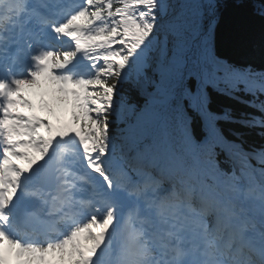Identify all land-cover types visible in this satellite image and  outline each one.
Wrapping results in <instances>:
<instances>
[{
    "label": "snow or ice",
    "instance_id": "snow-or-ice-1",
    "mask_svg": "<svg viewBox=\"0 0 264 264\" xmlns=\"http://www.w3.org/2000/svg\"><path fill=\"white\" fill-rule=\"evenodd\" d=\"M188 8L0 0V264H264V146L247 151L217 123L264 129V68L217 57L212 22L202 33ZM129 80L153 89L139 111ZM208 83L261 115L211 112ZM126 108L118 144L110 124ZM220 151L239 167L221 169Z\"/></svg>",
    "mask_w": 264,
    "mask_h": 264
},
{
    "label": "trees",
    "instance_id": "trees-1",
    "mask_svg": "<svg viewBox=\"0 0 264 264\" xmlns=\"http://www.w3.org/2000/svg\"><path fill=\"white\" fill-rule=\"evenodd\" d=\"M169 2L177 5V10L179 5L188 4L187 14L191 17L193 26H198L202 33L208 30L209 21L212 22L211 39L213 51L217 57L237 66L251 65L256 69L264 68V15H261L264 3L262 0H212L215 5L214 15H209L206 9L195 7L196 4L206 3L207 0H169ZM185 87L190 93H196L201 85L195 77H192L185 82ZM225 87L224 84L203 85V90L208 97V109L211 112L217 114L230 112L237 120L248 119L249 114L261 115L257 109L248 107L243 102L252 99L251 96L244 92L229 94L222 90ZM148 88L152 89L151 86ZM121 92L127 104L135 106L136 111L145 105L147 94L143 93L140 85L134 80L124 82ZM260 100H264V96H260ZM183 103L187 108L189 100L185 99ZM188 116L199 139L204 134L202 118L191 108H188ZM134 120L135 115L126 108L122 120L110 124V135L117 137L118 144L121 143L119 137L127 135L121 130L127 128ZM217 123L224 137L241 144L247 151L264 146V129L246 127L241 123L225 121ZM249 159L252 163H256L255 158ZM228 161L222 154L220 155V164L228 165ZM219 166L221 168V165Z\"/></svg>",
    "mask_w": 264,
    "mask_h": 264
}]
</instances>
